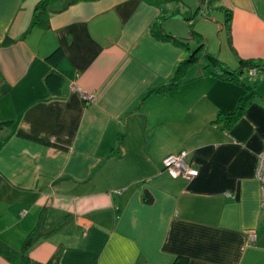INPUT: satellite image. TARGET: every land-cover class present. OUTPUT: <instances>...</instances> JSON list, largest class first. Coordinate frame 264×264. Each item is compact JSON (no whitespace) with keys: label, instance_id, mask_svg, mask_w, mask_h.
<instances>
[{"label":"crops","instance_id":"1","mask_svg":"<svg viewBox=\"0 0 264 264\" xmlns=\"http://www.w3.org/2000/svg\"><path fill=\"white\" fill-rule=\"evenodd\" d=\"M73 1L55 2L42 30L39 0H0V89L11 88L0 99L10 123L0 246L22 251L43 214L60 229L29 249L32 264H264V73L240 75L257 97L229 129L244 88L202 64L157 91L198 44L191 25L207 51L219 26L214 51L227 68L264 62V0ZM54 72L59 94L46 84ZM182 152L198 177L165 172ZM0 264L14 263L0 252Z\"/></svg>","mask_w":264,"mask_h":264},{"label":"trees","instance_id":"2","mask_svg":"<svg viewBox=\"0 0 264 264\" xmlns=\"http://www.w3.org/2000/svg\"><path fill=\"white\" fill-rule=\"evenodd\" d=\"M58 0H39L38 5L35 10V22H34V27L40 28L42 30H49L50 29V15L52 13L51 9L52 6L55 2ZM79 0H74L70 5L74 4ZM231 21V14L228 15V20L226 26L229 24ZM191 36L198 42L199 47L193 51L189 57L184 60L177 68L176 73L172 81L167 85L164 86L163 88L157 90L158 92H164L166 90H171L175 87H178L181 82L186 77V74L188 71L195 66L196 63H198L199 58L198 54L200 51L205 50L206 48V41L204 37L199 34L195 29L194 26L191 25ZM168 39H171L172 41L179 43L183 46H188L186 41L179 40L176 38H173L171 36H167ZM63 59V53L61 50L55 51L52 55L48 57V61L55 65L58 66L59 63ZM207 61H208V66L204 68V73L207 76H214V77H219L223 80L233 82L241 87L244 88V96L241 100V104L238 108V110L232 114L229 117H226V128L229 129L234 122H236L237 119L242 117L247 108L251 105L252 101L257 97L256 91L247 83H245L242 80V76L245 73L246 70L249 71H257L259 73H264V62L262 61H242V66L238 68L237 70H231L227 68L217 57H215L212 54L207 55ZM64 78L57 73H51L48 75L46 78V84L50 88V90L54 94H59L63 85H64ZM10 87L8 85H4L0 89V99L8 94L10 91ZM10 123H0V131L4 129V127L9 126ZM147 202L151 203L152 199L147 198ZM45 216L42 214L41 219L36 226V228L30 233L28 236L24 249L20 252L15 251L11 249L10 247L6 245H1L0 246V252L2 255H4L8 260H10L14 264H32L31 259L28 255L29 249L38 241L43 238L50 236L55 230L60 229V225L58 224L56 228H50L47 229L45 226Z\"/></svg>","mask_w":264,"mask_h":264},{"label":"built area","instance_id":"3","mask_svg":"<svg viewBox=\"0 0 264 264\" xmlns=\"http://www.w3.org/2000/svg\"><path fill=\"white\" fill-rule=\"evenodd\" d=\"M257 71H251L252 75H256ZM82 96L90 100V96L84 90L75 87ZM188 153L182 152L178 155H170L164 160L165 172H167L173 179L189 178L193 179L199 176V171L194 168L188 161ZM257 178L261 185V204L264 209V153L260 156L259 166L257 170ZM250 242H255V235L250 236Z\"/></svg>","mask_w":264,"mask_h":264},{"label":"rangeland","instance_id":"4","mask_svg":"<svg viewBox=\"0 0 264 264\" xmlns=\"http://www.w3.org/2000/svg\"><path fill=\"white\" fill-rule=\"evenodd\" d=\"M200 22V20L198 21V23ZM215 27L217 28V30H216V32L214 33V36H212L211 37V44H210V46H209V50L207 51L206 49L205 50H203V51H200L199 52V54H198V58H199V61H198V63H196L195 64V68H198L201 64L203 65V68H205L206 66H208V61H207V55L208 54H212V55H214L215 57H217V59H219L220 61H221V59H220V57H219V52L218 53H215V51H214V49L216 48H214V42L213 41H215L216 42V40L217 39H219V34H221V33H219L220 31H219V26L218 25H215ZM199 47V44H196V45H194V51L197 49ZM214 51V52H213ZM223 63V62H222ZM250 74H251V72H250ZM252 75V74H251ZM243 77V76H242ZM248 81V80H247Z\"/></svg>","mask_w":264,"mask_h":264}]
</instances>
